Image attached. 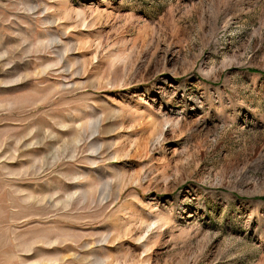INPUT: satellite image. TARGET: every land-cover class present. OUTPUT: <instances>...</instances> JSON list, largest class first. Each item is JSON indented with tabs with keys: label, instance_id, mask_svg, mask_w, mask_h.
<instances>
[{
	"label": "rangeland",
	"instance_id": "obj_1",
	"mask_svg": "<svg viewBox=\"0 0 264 264\" xmlns=\"http://www.w3.org/2000/svg\"><path fill=\"white\" fill-rule=\"evenodd\" d=\"M0 264H264V0H0Z\"/></svg>",
	"mask_w": 264,
	"mask_h": 264
}]
</instances>
